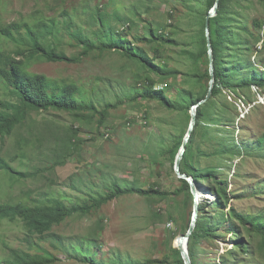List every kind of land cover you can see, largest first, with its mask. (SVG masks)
Listing matches in <instances>:
<instances>
[{
    "label": "rangeland",
    "instance_id": "rangeland-1",
    "mask_svg": "<svg viewBox=\"0 0 264 264\" xmlns=\"http://www.w3.org/2000/svg\"><path fill=\"white\" fill-rule=\"evenodd\" d=\"M204 3L205 0H0V24L37 20L45 16H53L63 22L66 19L61 15L63 10L75 8V22L81 25L88 21L89 13L95 8L109 13L119 10L127 15L131 24L129 29L128 24L119 25L120 29L126 30L134 45L144 48L150 56L159 55L156 62L164 61L179 70L182 75L175 82V88H184L185 75L196 70L187 51H199L197 42L205 23ZM232 8L236 18L248 26L250 35L257 37L260 34L262 41L252 43V60L261 62L264 60V0H235ZM255 21L263 24L260 33ZM149 24L159 34L172 38L175 44L159 46L155 42H136L133 36L143 35ZM250 35V42H253ZM51 40L56 48L69 55L80 51L71 44L66 32ZM17 45L0 39V49L7 53L13 54ZM207 67L206 61H203L198 71L204 72ZM29 71L59 82L83 85L99 102V110L107 102L117 107L110 110L103 127H98L99 116L91 122H82L64 112H33L14 136L6 131L0 134V154L16 172L28 174L26 177H15L0 171V204L32 205L35 201L46 202L58 197L69 207L89 205L86 192L97 198L102 186L123 180L144 189L155 185L171 193L181 188L171 150L178 147L176 141L188 129L191 117L171 111L157 101L134 100L136 88L146 76L134 62L116 51L93 52L79 64L32 61ZM162 86L156 85V89ZM192 90L198 92L200 85H193ZM170 96L175 98L174 94ZM0 101H12L10 90L1 81ZM215 103L229 108L226 111L228 118L237 116L233 137L235 144L242 145L244 142L251 147L264 136V88L223 90ZM71 127L80 129L84 140L78 154L56 163L49 158L35 156L30 145L24 155L14 162L9 161L18 152L16 142L20 138L33 144L31 138L39 132L46 135L52 129L64 135ZM200 136L196 137L195 145L203 151L220 150L216 143H205ZM229 136L226 130L221 131L225 142H229ZM260 152L255 150L251 155L242 152L240 156L228 155L225 159L213 155L198 160L200 168H211L217 171L218 177L228 181L233 197L230 207L246 218L239 222L228 218L226 227L216 223L215 236L205 240L200 247L199 264H264V233L254 217L264 213V153ZM73 182L77 185L83 182L84 193L71 189L69 186ZM207 185L204 187L208 188ZM201 194L203 199H200ZM215 200L212 192L200 190L193 200L187 192L163 200L126 196L100 210L92 209L84 216L76 213L61 225L54 226L48 234L59 236L65 243L80 244L81 248L86 241H91L92 246L100 248L95 253L101 261L109 262L113 256L140 262L164 260L170 248H175L176 238L183 234L182 231L192 220L194 205H204L201 215L215 220L222 218L219 210L211 205ZM47 235L43 239L31 234L18 216L2 221L0 264L12 259L13 250L56 258L53 264H84L67 258L58 241ZM235 240L243 241V252L235 247ZM169 262L174 264L173 258H169Z\"/></svg>",
    "mask_w": 264,
    "mask_h": 264
},
{
    "label": "trees",
    "instance_id": "trees-1",
    "mask_svg": "<svg viewBox=\"0 0 264 264\" xmlns=\"http://www.w3.org/2000/svg\"><path fill=\"white\" fill-rule=\"evenodd\" d=\"M216 1L205 0V12L203 13L205 23L197 42L199 51L197 53L187 51L196 70L193 74L185 75L187 78L184 80L186 85L184 88H175V82L182 75L179 70L171 68L164 61L156 62L159 55L150 56L144 48L134 45V42L129 39L130 34L125 32L126 30L120 29L119 25L128 24L129 29L131 24L127 21L129 20L127 15L122 14L119 10L109 13L95 8L89 13L88 21L81 25L75 22L77 17L75 8L63 10L61 15L66 18L63 22H59L56 17L45 16L37 20L29 19L0 24V39L18 43L17 50L13 54L0 49V81L12 95V101H0V134L6 131L9 135L14 136L17 129L27 123L33 112H64L82 122H91L96 116H99L98 127H103L109 118L110 110L117 107L116 104L107 102L104 108L99 110V102L87 92L83 85L76 82H59L43 74L29 71L32 61L79 64L93 52H119L145 72L146 76H143L141 85L136 88L134 100L157 101L171 111L186 113L191 117L192 106L203 100L209 89L211 74L206 18ZM234 1L219 0L217 14L209 19L214 87L211 98L197 108V122L181 162L182 172L193 177L198 184V190L201 192L210 191L214 194L216 200L211 202V205H214L219 210V215H222V218L218 220L201 215L200 213L204 211L205 207L198 205L199 216L188 241L192 264H199L200 247L205 240L215 236L216 223L226 227L228 218L236 219L238 222L246 220L242 214L230 207L233 197L229 191L228 181L223 177H218L217 171L211 168H200L198 160L213 155L225 159L228 155L240 156L242 152L251 155L255 150L264 153V136L253 143L251 147L246 146L244 142L242 145L234 143V125L237 116L228 118L226 111L229 108H222L223 104L215 103L223 90L244 91L253 87L264 88V60L259 63L252 60L254 44L262 41V38L260 34L257 37L250 35L248 26L236 18L237 14L232 8ZM83 13H86V10L83 9ZM136 15L141 16L140 13ZM151 25L149 24L145 28L143 35L133 36L134 40L151 44L155 42L159 46L175 44L172 38L159 34ZM255 25L260 33L263 24L255 21ZM88 28H90L89 31ZM62 32L67 33L71 44L79 48V52L69 55L64 50L55 47L51 39H57ZM248 35L252 36L253 42H250ZM203 61H206L208 67L204 72H201L198 71V68ZM160 84L163 85L162 88L156 89V85ZM193 85H200V90L193 91ZM170 94H174L175 98H172ZM188 129L178 137L176 141L178 147L171 150V158L174 163ZM222 130H226L230 135L229 142H225L221 137ZM80 132V129L71 127L65 131L64 135H59L58 132L49 129L46 135L39 132L35 137H32L33 144L20 138L16 142L18 152L13 154L9 161L14 162L20 155H24L25 149L30 145L33 146L34 155L41 159L49 158L56 163L68 159L78 154L82 148L84 140ZM212 133L215 134L212 135ZM197 136L202 137L204 142L210 143V145L216 143L220 150L217 152L203 151L200 146L195 145ZM0 171L10 173L15 177L28 175L16 172L1 154ZM180 181L181 188L173 193L161 190L155 185L144 189L127 180L113 181L100 188L101 193L97 198L90 192H86L90 199L89 205L74 207L67 206L64 200L58 197L46 202L35 201L32 205L3 203L0 204V225L2 221L13 220L18 216L29 228L31 234H37L44 239L54 226L61 225L76 213H79V216H84L92 209L100 210L103 206L126 196L138 195L148 199L163 200L187 192L190 199L193 200L194 194L190 184L184 179H180ZM205 184H208V188L204 187ZM69 187L76 192L84 193L83 182L79 185L73 182ZM204 204L206 205V203ZM254 217L260 225V231L264 233V213ZM191 221L182 231L183 234L189 230ZM231 227L235 229V226ZM47 237L55 238L58 241L61 251L67 258L84 264H168L170 263L169 258H173L174 264H184L180 250L173 247L170 248V253L165 256L164 260L150 259L140 262L113 256L109 258V262H106L97 257L95 251L100 248L92 246L91 241H86L81 248L80 244L63 242L55 234H48ZM234 245L240 252L244 251L242 240H235ZM12 252V259L6 260L4 264H53L56 260V258H48L43 255L18 253L14 250Z\"/></svg>",
    "mask_w": 264,
    "mask_h": 264
},
{
    "label": "water",
    "instance_id": "water-1",
    "mask_svg": "<svg viewBox=\"0 0 264 264\" xmlns=\"http://www.w3.org/2000/svg\"><path fill=\"white\" fill-rule=\"evenodd\" d=\"M218 5H219V0L216 1L215 6L211 9L210 13L208 14L207 18H206V36H207V41H208V47H209V58H210V74H211V79H210V83H209V89H208V93L206 95V97L201 100L199 103L195 104L192 106L191 108V122L189 125V129L185 135L182 147L180 148V151L176 157L175 163H174V171L176 173V175L180 178V179H184L186 180L190 186H191V191L193 194H197L198 191V184L195 182V180L193 179L192 176H189L186 173H183L181 170V162L182 159L184 157V154L186 152V145L189 142L192 133L194 131L196 122H197V108L206 103L212 96V92H213V87H214V64H213V52H212V47L210 45V35H209V29H208V24H209V19L211 17H214L217 14V10H218ZM198 219V205H195V212L191 221V225L189 230L187 231V233L185 234H180L178 236V244L174 245L175 248H177L178 250H180L182 258L184 260V264H192L190 255H189V250H188V241L189 238L191 236V234L193 233L195 226H196V222Z\"/></svg>",
    "mask_w": 264,
    "mask_h": 264
},
{
    "label": "bare ground",
    "instance_id": "bare-ground-1",
    "mask_svg": "<svg viewBox=\"0 0 264 264\" xmlns=\"http://www.w3.org/2000/svg\"><path fill=\"white\" fill-rule=\"evenodd\" d=\"M201 192V191H200ZM178 244V237L176 238V240H175V245H177Z\"/></svg>",
    "mask_w": 264,
    "mask_h": 264
},
{
    "label": "clouds",
    "instance_id": "clouds-1",
    "mask_svg": "<svg viewBox=\"0 0 264 264\" xmlns=\"http://www.w3.org/2000/svg\"><path fill=\"white\" fill-rule=\"evenodd\" d=\"M199 191V190H198ZM198 191H197V193H198ZM194 197L196 198V194H194ZM201 198L200 199H203V196H202V194H201V196H200Z\"/></svg>",
    "mask_w": 264,
    "mask_h": 264
}]
</instances>
